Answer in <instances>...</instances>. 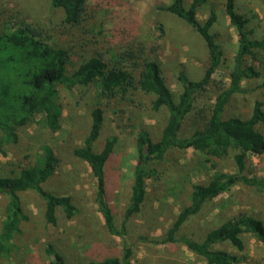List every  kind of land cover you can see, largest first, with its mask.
<instances>
[{"label": "trees", "instance_id": "obj_1", "mask_svg": "<svg viewBox=\"0 0 264 264\" xmlns=\"http://www.w3.org/2000/svg\"><path fill=\"white\" fill-rule=\"evenodd\" d=\"M61 10V18L53 26H45L28 17L16 5H0V153L4 146L18 140L17 129L31 121L56 131L60 127L61 110L55 102L58 86L67 90L89 87L97 83L101 95L117 94L130 100L134 91L152 94L150 106L166 108V121L154 137L145 125H140L134 137L136 152L132 180L120 223H116L108 202L104 166L114 151L117 137L112 134L101 140L105 114L99 105L90 111V125L80 145L72 153L85 161L95 178V203L110 234L122 236L128 218L138 213L146 198V180H158L163 174L157 162L172 149L191 148L204 155L205 161L230 157L235 170L215 169L205 182L191 184L189 202L182 205L165 231L161 242H178L200 255L207 264H239L245 250L244 234H250L264 250V220L245 210L221 214L218 222L199 238L184 232L188 220L206 204L241 183L264 192V177L246 171L249 156L264 157V107L255 98L246 115L227 114L237 94L249 92L243 82L260 75L263 63L264 30L250 27V17L242 12L237 0H222L228 25L236 34L230 59L212 32L217 21L214 8L199 20L198 9L207 0H169L155 8L182 19L202 38L207 61L198 78L179 76L181 91L175 96L166 83L158 60L151 57L141 43H136L135 18L110 9L112 0H49ZM120 5V4H119ZM109 25V27H107ZM225 68L227 79L213 78V73ZM214 85L216 94L202 113V122L184 134L182 123L193 109L196 99ZM38 116V117H37ZM58 157L45 144L33 159L17 162L10 174H0V193L7 195L0 224V254L11 250L21 224L29 220L19 192L35 191L43 199V218L56 224L60 208L67 218L76 208L69 195H57L42 187L56 169ZM219 214V213H218ZM229 243L237 253L217 247ZM49 264H67L62 254L51 244L44 247ZM240 252V253H239ZM129 249L121 258L106 257L88 260L86 264H130Z\"/></svg>", "mask_w": 264, "mask_h": 264}, {"label": "rangeland", "instance_id": "obj_2", "mask_svg": "<svg viewBox=\"0 0 264 264\" xmlns=\"http://www.w3.org/2000/svg\"><path fill=\"white\" fill-rule=\"evenodd\" d=\"M94 1L87 0L89 3ZM168 1L112 0L110 9L135 18L136 43H141L148 54L158 60L166 83L177 96L181 91L179 76L184 74L189 78H198L208 54L202 38L192 27L171 13L155 8L156 4ZM190 1L186 0V4ZM237 3L240 10L250 17L249 26L257 32L264 30V0H237ZM0 5H16L23 14L45 26H53L61 18L60 8L52 6L49 0H0ZM211 7L217 13L212 32L216 33L228 60L234 52L236 34L228 25L222 0H207L198 9L197 18L204 19ZM259 69L257 78L242 83L249 92L237 94L234 106L230 107L227 114H248L255 98L262 100L264 107V58ZM224 70L217 69L213 78L226 80ZM215 94L214 85H209L196 99L193 109L183 120L181 130L184 134L200 125L202 113L197 111L205 110ZM128 96L120 97L117 94L105 97L100 94L97 83L71 90L58 86L55 102L61 110L59 129L51 131L31 121L17 129L16 142L4 146L5 153H0V174H10L17 162L33 159L45 144L51 146L58 157V164L42 187L57 195H69L76 211L67 218L59 208L56 224H51L43 218V199L33 190L19 192L29 220L21 224V233L15 235L11 250L0 254V264H49L44 249L47 243L62 254L67 264H86L88 260L106 257L121 258L126 249H129L130 264H207L185 245L160 240L180 207L189 202L191 184L205 182L215 169L234 171L235 164L230 157L205 161L204 155L191 148L169 150L165 158L156 163L162 169L161 178L146 180V198L140 211L126 221L122 236L107 231L97 210L95 178L87 163L72 153V148L82 143L89 129L90 111L99 105L105 114L103 131L95 148L99 147L104 137L112 134L117 137L113 154L104 166L108 202L117 224L122 219L132 180L136 131L140 125H145L156 137L166 121V108H151L152 94L134 91L131 96L133 100ZM247 169L251 174L264 177V157L249 156ZM6 201L7 195L0 193V224ZM239 210L264 220V192L237 183L219 195L214 204H206L190 218L184 226V232L199 238L206 229L218 222L221 214ZM244 240L246 246L238 254L243 256L239 264H264L262 246L250 234H244ZM216 246L237 253L227 242L217 243Z\"/></svg>", "mask_w": 264, "mask_h": 264}]
</instances>
